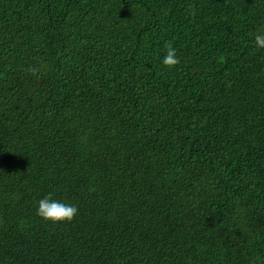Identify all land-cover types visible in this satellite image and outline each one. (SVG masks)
Masks as SVG:
<instances>
[{"label":"trees","instance_id":"obj_1","mask_svg":"<svg viewBox=\"0 0 264 264\" xmlns=\"http://www.w3.org/2000/svg\"><path fill=\"white\" fill-rule=\"evenodd\" d=\"M258 34L264 0H0V264H264Z\"/></svg>","mask_w":264,"mask_h":264},{"label":"clouds","instance_id":"obj_2","mask_svg":"<svg viewBox=\"0 0 264 264\" xmlns=\"http://www.w3.org/2000/svg\"><path fill=\"white\" fill-rule=\"evenodd\" d=\"M255 44L259 48H264V35H256ZM162 63L170 69L176 67L180 63L176 50L172 47L171 43L167 45V54L163 58ZM29 71L35 74L39 70L29 69ZM77 214L78 208L76 206L53 200L51 194L38 202L37 215L43 220L54 224L71 222Z\"/></svg>","mask_w":264,"mask_h":264}]
</instances>
